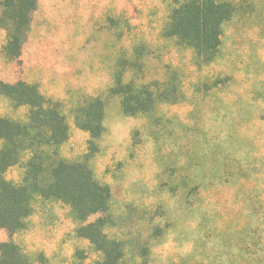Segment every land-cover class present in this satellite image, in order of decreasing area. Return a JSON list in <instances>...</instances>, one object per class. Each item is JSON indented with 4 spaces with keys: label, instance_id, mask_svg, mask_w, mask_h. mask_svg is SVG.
<instances>
[{
    "label": "rangeland",
    "instance_id": "374dc122",
    "mask_svg": "<svg viewBox=\"0 0 264 264\" xmlns=\"http://www.w3.org/2000/svg\"><path fill=\"white\" fill-rule=\"evenodd\" d=\"M178 1L37 0L18 60L5 58L0 28V80L34 83L60 103L68 123L60 152L71 161L89 138L75 107L105 100L88 165L110 187L106 230L124 242L122 264H264V0H237L206 65L163 34ZM127 56L136 64L125 78L169 79L181 98L124 114L108 87ZM27 110L0 97V115L24 119ZM22 173L16 164L3 176L18 182ZM78 224L67 204L36 198L24 228L10 237L0 229V241L19 244L33 264H72L77 251L92 264L101 254L77 236Z\"/></svg>",
    "mask_w": 264,
    "mask_h": 264
},
{
    "label": "trees",
    "instance_id": "16d2710c",
    "mask_svg": "<svg viewBox=\"0 0 264 264\" xmlns=\"http://www.w3.org/2000/svg\"><path fill=\"white\" fill-rule=\"evenodd\" d=\"M241 6L236 0H181L171 9L163 34L191 50L197 65H206L216 58L222 27ZM37 0H0V28L5 34L2 52L8 60H18L30 31L32 13ZM115 28L123 19L113 17ZM124 57L116 67L108 93L118 96L126 115L146 113L157 101L174 102L181 98L174 81L162 79L155 83L125 78L124 72L135 62ZM116 66H119L117 64ZM221 78H214L217 86ZM0 97L13 107L26 106L24 119L0 115V229L8 237L24 228L25 219L33 211L36 198L67 204L78 221L77 236L85 238L101 254L92 264H122L124 242L111 236L106 227L113 224L110 209L111 191L98 181L88 165L90 156L98 151V140L104 131L105 100L91 96L74 109L75 124L89 134L87 152L81 160L71 161L60 152L68 136V123L60 103L46 97L34 83L24 80H0ZM22 164L20 181L3 176L6 170ZM91 216H95L89 220ZM72 264H85L80 251ZM0 264H33L19 244L11 239L0 241Z\"/></svg>",
    "mask_w": 264,
    "mask_h": 264
}]
</instances>
